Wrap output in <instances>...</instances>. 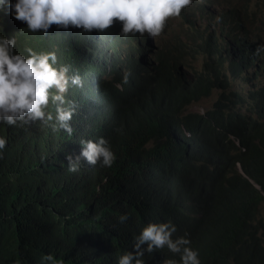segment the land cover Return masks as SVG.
Instances as JSON below:
<instances>
[{"label": "trees", "instance_id": "16d2710c", "mask_svg": "<svg viewBox=\"0 0 264 264\" xmlns=\"http://www.w3.org/2000/svg\"><path fill=\"white\" fill-rule=\"evenodd\" d=\"M219 13L217 34L150 57L141 37L119 35L118 21L103 33L53 25L45 35L0 13L18 48L54 50L84 81L67 94L77 106L73 135L51 122L0 125L8 138L0 158V264H41L48 253L62 264H116L134 251L145 223L164 220L176 224L174 235L187 232L201 264H264V87L256 81L264 47L241 32L240 9ZM187 53L203 56L198 69L184 71ZM214 89L221 91L210 110L186 111ZM100 136L116 155L113 165L82 159L78 172H68L80 140ZM169 258L167 249L143 257L145 264Z\"/></svg>", "mask_w": 264, "mask_h": 264}, {"label": "clouds", "instance_id": "9594fccd", "mask_svg": "<svg viewBox=\"0 0 264 264\" xmlns=\"http://www.w3.org/2000/svg\"><path fill=\"white\" fill-rule=\"evenodd\" d=\"M192 0H0V13L10 11L16 20L22 21L29 32L48 34L49 28L67 30L70 26L92 33L106 32L115 22H121V37L145 35L156 39L162 34L168 18L179 17L181 10ZM221 12V11H219ZM218 12V19L220 13ZM249 14V12L247 11ZM228 20V19H227ZM215 23V22H214ZM219 30H215L217 34ZM260 49H256L259 51ZM125 72L122 83L116 87L123 91V84L129 81ZM84 81L79 71L58 62L54 50L35 51L25 45L17 47L16 36L6 35L0 27V125L22 126L32 122H51L55 131L63 129L74 134L72 120L77 112L74 101L67 100L71 88H82ZM51 106L52 111H46ZM119 131V129H116ZM8 138L0 135V158H3ZM81 151L69 155L67 171L78 172L81 160L90 165L110 168L116 155L109 140L103 136L95 140L81 139ZM121 224L128 220V214L118 217ZM177 226L171 220L148 221L133 237L134 251H124L116 258V264H145V253L167 249L174 258L164 264H201L198 250L191 246L185 232L174 235ZM175 257H178L176 259ZM41 264H62L51 254L41 257Z\"/></svg>", "mask_w": 264, "mask_h": 264}, {"label": "rangeland", "instance_id": "374dc122", "mask_svg": "<svg viewBox=\"0 0 264 264\" xmlns=\"http://www.w3.org/2000/svg\"><path fill=\"white\" fill-rule=\"evenodd\" d=\"M264 0H192L191 4L181 10L179 17L168 18L162 34L156 39L145 35L147 41L142 38L141 45L144 50H148L147 57L164 49L175 42L184 41L185 48L190 50L195 42L202 43L208 39L211 33L215 34V30L220 26L221 20L218 19V12L223 10H239L244 18L241 19V32L248 30L252 32L254 40L259 42L264 47ZM221 4V6H219ZM249 12V14L247 13ZM215 22V23H213ZM219 41L220 36L216 37ZM229 40V37H226ZM263 47H260L262 49ZM203 56L201 54H186V61L182 66L184 71L189 70V67L198 69ZM260 74L257 75L256 81L260 86L264 87V63L260 64ZM240 82H236V90L240 91ZM247 90L244 86V90ZM221 89H214L207 97H201L199 100L192 102L187 106L186 111L199 112L200 114L210 110L215 99L218 97V92ZM264 206V200L261 207Z\"/></svg>", "mask_w": 264, "mask_h": 264}]
</instances>
